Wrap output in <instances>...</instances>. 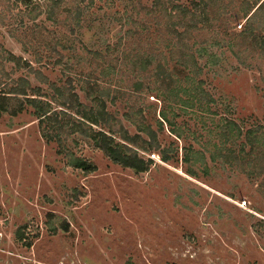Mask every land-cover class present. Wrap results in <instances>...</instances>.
Masks as SVG:
<instances>
[{"label":"rangeland","instance_id":"1","mask_svg":"<svg viewBox=\"0 0 264 264\" xmlns=\"http://www.w3.org/2000/svg\"><path fill=\"white\" fill-rule=\"evenodd\" d=\"M83 1L90 16L102 17L96 24L103 25L100 40L96 29L68 31L63 5L57 22L46 14L33 21L27 6L0 0V93L25 81L28 94L40 87L49 101L56 86L87 108L105 93L102 101L117 130L122 126L134 135L148 124L155 131L161 103L155 94L133 89L153 68L136 73L131 60L142 50L160 48L158 53L168 54L160 39L189 45L201 69L190 77L196 86L203 83L208 104L181 112L174 108L170 117L180 114L175 123L189 135L187 145L204 152L206 163L196 169L197 176H189L181 163L185 144L164 125L158 141L161 148L179 150V162L142 153L153 165L136 175L112 164L68 127L63 137L56 140L54 134L47 142L31 108L18 116L0 114V264H264V172L259 175L264 161L244 168L245 159L255 163L264 157V31L257 41L238 37L245 20L231 24L236 6L219 22L210 14L191 20L176 12L164 22L160 12L154 17L147 11L154 0ZM175 3L201 11L192 0ZM108 51L118 64L94 58ZM53 108L61 110L58 104ZM63 118L68 123L72 117ZM226 122L242 135L224 146L234 151L232 167L211 159L219 139L209 129L219 130ZM240 145H245L243 154ZM252 146L256 150L246 156ZM64 148L91 162L96 172L70 167L59 154Z\"/></svg>","mask_w":264,"mask_h":264},{"label":"trees","instance_id":"2","mask_svg":"<svg viewBox=\"0 0 264 264\" xmlns=\"http://www.w3.org/2000/svg\"><path fill=\"white\" fill-rule=\"evenodd\" d=\"M17 1L19 4L27 6L28 12L33 13V15H31L32 17H30L33 21H36L41 15L46 14L48 20L57 22L58 19L55 17L57 8L59 10L63 5L65 6L64 13L67 14L66 17H68V20L70 19L69 21L63 22V24L68 27V31H72V27L78 30H81V28H86L88 30L96 29L95 36L98 40L101 39L100 30L102 31L103 27L100 29V26L103 25L96 27V24L102 21V17L94 18V16H90L88 13L89 9L82 7L83 0H38V4H30L23 0ZM192 1V5L196 9L201 6V11L195 10L200 13L193 15L195 11H187L182 5L176 4L175 0H154V7L152 9L147 8V11H151L150 16L153 15L154 17L158 16V12H160L159 16L162 20L164 19V22H170L171 19L174 18L171 15L174 12H176L174 13L175 15L182 13L186 14V16L190 15L191 20L198 15L209 16L210 14L216 22H219L220 17L224 14L226 9L236 6V13L231 24L237 25L241 20H245V25L241 27L242 31L237 35L238 37H246L257 41L260 38V33L264 31V0ZM165 2L171 5L170 10L166 8ZM132 3H135V1L133 0ZM69 7L72 11L75 10L73 14L70 13L71 9ZM109 15L111 14H106V17ZM71 20L72 24H70ZM160 25L161 23H159V26ZM170 35H172V33H170ZM262 41H264V37ZM160 43L165 45L166 49L169 50L168 54L163 53V51L158 53V49L160 48L155 50L152 49L150 53L147 52L148 50H142L143 52L136 53L134 60H131L133 67H135V69L133 70L132 68V70L136 73L148 72L150 68H153L151 76L142 78V80L138 79V81L134 82L133 89L136 92L145 90L148 94H155L156 99L161 103L162 106L159 111L160 120H157L158 129L155 131L153 127L148 124L138 126V133L134 135L130 134L129 131L122 126H119L120 128L117 130L116 128L118 125L108 118V111L105 106L106 103L102 101V97L105 96V93H101V95L94 98V107L87 108L82 103H75L76 107H74L73 105L75 104L73 100H71V97L69 99L67 96L69 94L64 93L63 90L65 89L54 86L55 91L51 100L60 99L56 101V103H53L51 100H43V96L41 95L42 89L40 87L34 88L31 92L32 95L28 94V89H26L27 87L29 88L28 83H26L27 85H23L22 83L25 81L17 83V86L10 90V93H0V114L7 113L11 116H18L27 111L28 108H31V114L39 122L42 136L47 142L54 141V134H56V140L57 138L60 139L63 137V131L68 127L71 134H78L81 136L91 146L100 150L112 164L118 165L124 169H129L136 175L147 173L153 165V160H145L142 153L148 155L157 153L164 163L179 162V150L161 148L158 141V133H163L165 129L164 125H166L168 131L173 136L184 142L185 145L182 148L183 154L181 163L185 166L186 173L191 177H195L197 176L196 169L199 166H204L206 163L205 154L187 145L189 135L184 128L175 123L176 117L180 116V114L176 115V113H174L172 118L170 114L171 110L174 112V108L181 112L182 110L187 111L188 109H193L197 105H207L208 103L206 100L209 94L202 88V82L196 86V83L193 82L194 79L190 77L191 73L196 74L201 70L195 61L196 56L193 49L189 48V45L165 43L162 39H160ZM224 44L229 45L228 42H224ZM261 45H264V43ZM87 49L86 47V50ZM111 53L112 52L108 51L104 53V57L102 55H95L94 58L108 59L110 60L108 61L109 65H112L113 62L118 64L117 58V61H115ZM170 64H174V67H170ZM119 67H121V65H119ZM144 79L147 80L149 84L145 85ZM53 104H58L61 110L57 111L54 109ZM66 116L72 117L68 120V123H64L59 119L66 120V118H63ZM235 126L234 123L226 122L225 126L219 130L213 131L209 129L211 131L210 134L216 131L213 137L219 139V144H216L218 153L211 156L213 162H216L217 159H221L223 164H229L230 167L233 166L235 162V158L233 159L234 151L232 149H224V146L234 139L241 138V129H234L233 127ZM248 142L252 143L250 139H248ZM257 142L259 143V141ZM245 144L247 145V143ZM252 145L254 144L252 143ZM244 149L245 145H240L238 153L243 154L245 152ZM61 150L59 154L65 155L68 158V164L73 169L79 170L85 174L96 172L97 167L91 162L82 157L70 154L65 148ZM254 150L256 149L252 146L250 149L251 155L247 154L246 156H252ZM263 158L264 157H262V160L254 159L256 160L255 163H252L253 159H248V161H246L245 157H242L241 161L243 162L245 159V163L243 162L244 168L252 170V166L256 165L258 161H261V164L263 163ZM263 172L264 169L259 175L262 176ZM16 233L19 241H22V230L19 229Z\"/></svg>","mask_w":264,"mask_h":264},{"label":"water","instance_id":"3","mask_svg":"<svg viewBox=\"0 0 264 264\" xmlns=\"http://www.w3.org/2000/svg\"><path fill=\"white\" fill-rule=\"evenodd\" d=\"M24 2H31L32 0H23Z\"/></svg>","mask_w":264,"mask_h":264}]
</instances>
